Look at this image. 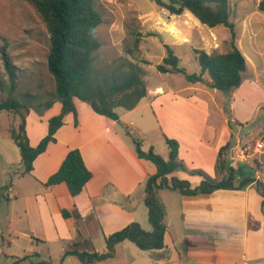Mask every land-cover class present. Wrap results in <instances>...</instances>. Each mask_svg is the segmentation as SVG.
<instances>
[{
  "label": "crops",
  "instance_id": "1",
  "mask_svg": "<svg viewBox=\"0 0 264 264\" xmlns=\"http://www.w3.org/2000/svg\"><path fill=\"white\" fill-rule=\"evenodd\" d=\"M163 12L168 14V20L191 16L195 23H200L189 12L182 15ZM181 29L176 32L169 28L165 43L189 42L190 32L185 26ZM205 34L199 41L207 45L203 49L211 53L210 48L218 42L207 31ZM235 43L245 55L241 44L236 40ZM253 47L258 49L255 42ZM249 58L253 56H246L247 70L243 82L231 94L221 96L220 90L201 82L192 84L187 81L180 88L149 82L148 96L136 108L116 109L119 120L97 114L91 108L77 109V118L73 115V121H66L56 134V142L36 158L32 174L21 175V161L18 174L25 180L14 182L8 190V200L17 198L16 193L22 190L25 201L23 214L13 209L8 219L10 230L17 234L9 243L26 242L24 248L29 257L19 262H32L33 257L46 258L43 251L47 244L60 243V256L76 242L78 248L84 250L81 249L82 244L92 241L93 227L97 225L107 247V236L132 222H140L137 210L141 202L136 204L133 201L134 193L143 188L148 178L157 172V167L153 171L148 164L150 160L138 157L133 135L140 137L142 148L148 130H160L165 141L166 137L177 140L179 158L186 169L174 171L169 177L188 180L193 187L204 179L198 171L219 181L226 176L221 165H231L240 170L241 166L235 165L229 151L220 156V150L228 143L233 146L238 142L242 144L244 139H251L246 141L249 142L264 136V129L257 131L249 126L257 112L264 108L262 72L254 68L258 77L248 73ZM78 101L76 99V107ZM213 104L216 109L212 108ZM124 125L127 130H124ZM73 148L81 151L93 173L92 179L77 196L70 194L64 182L53 186L45 184ZM51 150L55 154L52 158H45ZM247 164L255 170L253 175L264 182V161L258 164L247 161ZM161 200L167 211V231L165 247L148 250L155 256V264H264L262 196L253 185L245 189H218L209 194L191 196L177 192L165 194ZM62 209H77L81 218L66 220ZM142 219L146 222V218ZM181 233L182 243L178 236ZM127 241L116 245V254L119 249L129 247ZM91 250L102 252L104 248L92 247ZM7 256L16 262L27 255L9 253ZM66 258L79 260L76 256Z\"/></svg>",
  "mask_w": 264,
  "mask_h": 264
},
{
  "label": "trees",
  "instance_id": "2",
  "mask_svg": "<svg viewBox=\"0 0 264 264\" xmlns=\"http://www.w3.org/2000/svg\"><path fill=\"white\" fill-rule=\"evenodd\" d=\"M39 13L49 33V52L47 68L51 74L55 88L48 97L31 96L23 100L15 91L18 76L11 56L2 48V59L7 71V81L0 78V89L7 97L0 99V112H16L22 122L19 131L12 130L11 137L18 145L22 155L23 171L21 175L32 174L36 158L43 154L51 143L56 142L58 130L65 124L66 116L72 114L77 118L76 99L87 103L97 114L119 120L117 108L133 110L140 101L148 96L146 66L151 63L147 58L132 59L123 57L111 66L102 67L97 63V53L103 43L98 37L97 29L103 23V16L96 7V0H26ZM159 9L167 10L172 15L191 13L200 23L210 28L224 26L231 32L232 41L228 51L214 50L208 53L205 49H194L201 66V73H189L180 66L181 59L175 54L169 44H165L166 55L157 65L160 73H181L186 81L192 84L198 82L209 87L231 94L240 87L247 70V60L236 45L235 23L231 21L228 0H153ZM259 9L264 11V0L259 3ZM159 35L149 32L148 35ZM141 38L135 41L134 49L139 48ZM128 55H134L133 50H127ZM145 65V67L143 66ZM209 79L204 78L205 74ZM45 99V100H44ZM55 104L61 108L57 115L48 121L47 134L35 146L31 145L26 132V119L23 111H29L33 105L50 109ZM170 148L168 160L164 159L152 146L143 150L140 140H136V151L139 158L153 162L157 172L151 175L145 186V204L148 207L149 221L153 227L146 231L139 222H132L122 229L106 237L107 251L89 252L80 250L78 243H73L66 249L63 258L76 256L83 264H95L111 259L116 254V245L123 241H131L142 250H159L165 247L167 231L166 207L159 197V191L169 189L184 195L209 194L218 189H245L253 185L262 196L264 213V182L257 179L253 173L241 176L233 166L220 167L226 170V176L219 181L207 177L200 185L193 187L188 180L170 176L174 171L185 170L179 158L177 140L166 137ZM232 143L220 150V156L228 153ZM93 173L87 167L79 149H70L59 169L46 181L47 186L66 183L72 196H77L92 179ZM66 220L81 218L77 209L70 211L62 209ZM29 256L18 258L24 260ZM36 264H48L39 262Z\"/></svg>",
  "mask_w": 264,
  "mask_h": 264
},
{
  "label": "rangeland",
  "instance_id": "3",
  "mask_svg": "<svg viewBox=\"0 0 264 264\" xmlns=\"http://www.w3.org/2000/svg\"><path fill=\"white\" fill-rule=\"evenodd\" d=\"M228 2L231 12L230 19L235 23L236 41L241 44L246 56H253V58H249L250 71L248 73L254 74V68L256 71L260 70L263 77L261 85L264 87V11L259 9L261 0H228ZM96 7L101 12L104 20L97 29L98 37L103 43L97 53V63L102 67H106L122 60L123 57L132 59L147 58L151 63L146 66L147 84L149 82L151 84L162 82L180 88L187 82L181 73L163 74L157 70V65L162 62L163 57L166 55L164 45L167 44L165 40H167L169 28L178 32L185 26L190 32L189 42L169 43L175 54L181 59L180 66L185 67L189 73H201V66L194 49L207 47L199 41L201 35L206 36V31L218 42V45L215 43L211 48L208 45V48L212 51L230 49L232 36L228 28L218 26L210 30L207 25L202 26L200 23H195L191 16L182 19L175 17L168 20V14L163 12L164 9H159L153 0H96ZM149 32H157L159 35H148ZM180 33L179 35H182ZM137 38H141L139 48L134 49ZM254 42L257 44L258 49L253 47ZM214 47L218 49H214ZM2 48H6V52L11 56V61L16 68L18 81L15 95L23 100H27L31 96L48 97V94L55 88L54 80L47 68L49 33L37 10L26 0H0V78L7 81V71L2 59ZM129 49L133 50V56L128 55L127 50ZM143 66L145 67V65ZM254 75L258 77L257 74ZM204 76L209 78L207 73ZM220 94L224 96L223 91ZM5 97H7V93L0 89V99ZM77 104V109L80 111L83 108H90L87 103L82 101H78ZM212 108L216 109L215 104L212 105ZM59 111V104H55L50 109L33 105L29 111L21 112L26 119V132L31 145H37L39 140L47 134L49 119L57 115ZM69 120H74L72 114L66 116L65 122ZM21 122L22 119L19 113L0 112V216L2 218L0 222V264H33L40 262V260L48 264H81L77 258L64 259L63 255L60 256V243L47 244L43 251V256L46 258L33 257V263L31 261L20 263L18 260L14 262V259L7 256L9 253L17 256H29L25 252L26 242L24 240L20 243H9L11 239L17 236L9 228V214L15 209L16 212L22 215L25 206L22 190L16 193L17 198L11 200L7 198L10 185L25 180V177H20L18 174L22 161L21 151L11 137V131H19ZM249 126L257 131L264 129V108L257 112V117ZM123 127L124 130H127L125 125ZM146 137L143 149L148 151L150 146L153 145L156 152L168 160L169 147L162 132L160 130H148ZM257 138H253L249 142L246 141L251 139H244L242 144L252 145ZM133 139L136 142L140 137L133 135ZM54 154L55 152L51 150L45 158H52ZM260 159L264 161V157ZM148 164L153 171L156 170L154 163L150 162ZM239 166L241 168L238 173L241 176L251 172L256 174L255 170L248 167L247 162H240ZM145 186L146 183L143 188L136 190L133 201L136 204L141 202V207L137 210L139 223L146 231H151L152 226L143 199L146 195ZM173 192L177 193L178 191L162 189L158 195L160 199H163L165 194H176ZM142 217L146 218V222ZM93 229L92 241L83 243L81 249L91 252L92 247H99L104 248L102 252L107 251V247L103 243V233L99 226L97 225ZM178 236L180 243H182V233ZM126 244L129 247L123 250L119 249L114 258L96 264L156 263L155 256L151 251L142 250L131 241H127Z\"/></svg>",
  "mask_w": 264,
  "mask_h": 264
},
{
  "label": "built area",
  "instance_id": "4",
  "mask_svg": "<svg viewBox=\"0 0 264 264\" xmlns=\"http://www.w3.org/2000/svg\"><path fill=\"white\" fill-rule=\"evenodd\" d=\"M229 154H231V159L237 166L240 162L247 161L260 163L262 161L260 158L264 157V136L257 138L252 145L236 143L230 148Z\"/></svg>",
  "mask_w": 264,
  "mask_h": 264
}]
</instances>
